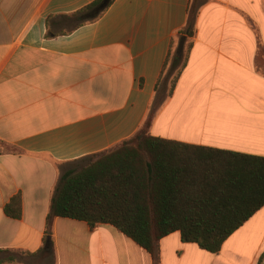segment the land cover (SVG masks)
Listing matches in <instances>:
<instances>
[{
  "label": "crops",
  "instance_id": "1",
  "mask_svg": "<svg viewBox=\"0 0 264 264\" xmlns=\"http://www.w3.org/2000/svg\"><path fill=\"white\" fill-rule=\"evenodd\" d=\"M95 1L0 0V251L36 254L13 264H152L113 226L66 218L39 253L60 171L130 139L151 112L152 138L264 158V0H113L77 26ZM191 13L192 46L167 97L164 64ZM15 195L19 219L4 213ZM158 248L160 264H259L264 207L218 253L178 232Z\"/></svg>",
  "mask_w": 264,
  "mask_h": 264
},
{
  "label": "trees",
  "instance_id": "2",
  "mask_svg": "<svg viewBox=\"0 0 264 264\" xmlns=\"http://www.w3.org/2000/svg\"><path fill=\"white\" fill-rule=\"evenodd\" d=\"M113 0H97L73 15L77 26L97 20ZM190 14L178 32L175 51L164 64L173 76L167 97L186 66L195 35ZM151 115L130 139L117 147L78 160L60 171L50 197L43 248L52 250L56 218L85 222L91 228L108 224L160 264L159 241L178 232L183 243L218 253L223 243L264 207V158L169 143L149 135ZM21 216L20 195L4 208ZM6 255L0 264L19 262L22 253ZM34 258L36 254H24ZM262 259L259 264L262 263Z\"/></svg>",
  "mask_w": 264,
  "mask_h": 264
},
{
  "label": "rangeland",
  "instance_id": "3",
  "mask_svg": "<svg viewBox=\"0 0 264 264\" xmlns=\"http://www.w3.org/2000/svg\"><path fill=\"white\" fill-rule=\"evenodd\" d=\"M168 69H170V65H169ZM167 77H168V72H166V79H165V81H166L167 91H169L173 76H170L169 78H167Z\"/></svg>",
  "mask_w": 264,
  "mask_h": 264
},
{
  "label": "water",
  "instance_id": "4",
  "mask_svg": "<svg viewBox=\"0 0 264 264\" xmlns=\"http://www.w3.org/2000/svg\"><path fill=\"white\" fill-rule=\"evenodd\" d=\"M261 264H264V259H263V261H262V263Z\"/></svg>",
  "mask_w": 264,
  "mask_h": 264
}]
</instances>
